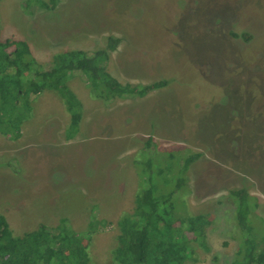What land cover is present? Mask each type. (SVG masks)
<instances>
[{
	"label": "rangeland",
	"instance_id": "rangeland-1",
	"mask_svg": "<svg viewBox=\"0 0 264 264\" xmlns=\"http://www.w3.org/2000/svg\"><path fill=\"white\" fill-rule=\"evenodd\" d=\"M26 1L0 0V39L25 40L39 63L119 38L107 50L114 79L168 84L106 106L74 75L68 86L83 115L68 140L62 99L38 93L20 137L0 134V214L14 235L64 218L82 232L95 219L88 255L108 264L147 160L146 173L175 188L178 162L192 153L200 155L186 172L180 212L207 220L194 264H225L237 249L232 189L247 188L249 233L264 234V0H60L53 10Z\"/></svg>",
	"mask_w": 264,
	"mask_h": 264
},
{
	"label": "trees",
	"instance_id": "trees-1",
	"mask_svg": "<svg viewBox=\"0 0 264 264\" xmlns=\"http://www.w3.org/2000/svg\"><path fill=\"white\" fill-rule=\"evenodd\" d=\"M59 2L27 0L26 4L53 10ZM119 41V38L110 39L105 48L91 53L83 50L59 52L49 63L42 64L31 54L25 40L15 37L0 39V134L18 139L21 124L32 113V101L38 93L48 89L62 99L70 115L65 129L66 140L74 137L80 132L83 115L79 99L68 86L74 75L83 76L94 95L107 103L106 106L116 97H141L168 84L166 79L144 85L121 84L114 79L105 70L107 50L114 51ZM150 141L148 136L147 146ZM148 149L145 150L156 152ZM199 155L185 154L178 162L181 166L176 174L175 188L157 175L146 173V169L152 166L147 160L145 172H138L139 191L133 211L118 220L120 232L112 250V262L108 264H194L198 260L196 247L204 244L202 239L207 220L202 213L183 216L180 211L184 207L182 195L188 187L186 172ZM147 157L150 154H146ZM136 164L138 167L142 165L139 161ZM182 189L181 195L178 194ZM229 194L241 241L233 256L224 260L225 264H264V234L262 231L249 233L251 225L248 226L247 221L251 220L248 216L251 208L247 188L232 189ZM66 221L64 218L60 226H45L14 235L6 217L0 214V264H96L88 255L85 240L88 241L91 231L97 229L98 222L92 219L88 228L74 232Z\"/></svg>",
	"mask_w": 264,
	"mask_h": 264
}]
</instances>
